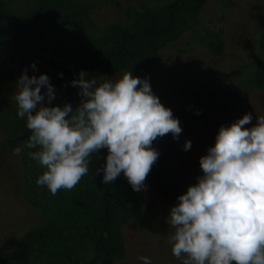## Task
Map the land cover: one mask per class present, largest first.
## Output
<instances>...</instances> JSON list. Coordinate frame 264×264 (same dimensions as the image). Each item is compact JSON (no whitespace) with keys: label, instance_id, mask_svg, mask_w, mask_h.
Returning <instances> with one entry per match:
<instances>
[{"label":"rangeland","instance_id":"obj_1","mask_svg":"<svg viewBox=\"0 0 264 264\" xmlns=\"http://www.w3.org/2000/svg\"><path fill=\"white\" fill-rule=\"evenodd\" d=\"M74 1L80 11L70 19L53 12L35 15L42 0H10L4 16L2 37L9 43L0 67V249L6 252H11L28 230L46 223L45 213L33 203L54 197L46 186L35 183L43 169L24 157L28 149L17 156L6 144L20 120L15 119L19 116L14 95L22 71L27 70L29 76L49 77L55 99L51 105L45 101V106L68 103L75 108L54 74V64L72 65L55 58L54 50L64 48L77 56L78 62L84 59L97 65L101 53L110 47L107 40L112 26L131 28L133 13L160 11L175 0ZM218 46L223 49L219 55L214 52ZM158 54L151 69L131 74L148 80L153 94L182 127L178 139L168 134L152 144L159 152L156 167L180 196L203 175L199 158L214 145L220 126L251 114L252 123L245 125L251 127L256 117L264 116V89L249 85L253 73L264 67V0H208L182 36ZM123 73L95 80L99 85L115 81ZM185 141H191L187 151ZM26 184L32 186L28 195ZM141 193L139 211L122 228L125 254L115 264H142L141 256L148 257L151 264H182L172 254V229L167 223L170 209L178 202H172L148 176ZM75 220L70 217L65 221L64 239L69 240V229L77 226ZM75 248L85 260L94 256L87 240Z\"/></svg>","mask_w":264,"mask_h":264},{"label":"clouds","instance_id":"obj_2","mask_svg":"<svg viewBox=\"0 0 264 264\" xmlns=\"http://www.w3.org/2000/svg\"><path fill=\"white\" fill-rule=\"evenodd\" d=\"M26 73L17 80L14 100L30 135L13 152L33 150L29 157L44 169L35 183L52 195L75 187L88 174L90 157L102 149L105 163L96 173L103 172V183L123 173L140 191L159 157L153 142L168 134L178 139L182 132L148 80L130 71L99 85L80 71L71 81L81 97L75 108L45 106L55 99L49 77ZM251 123L252 115L245 114L219 127L214 145L199 158L203 175L170 209L169 243L182 264H264V116L245 127ZM183 148L189 150L191 141ZM138 259L151 264L148 257Z\"/></svg>","mask_w":264,"mask_h":264},{"label":"trees","instance_id":"obj_3","mask_svg":"<svg viewBox=\"0 0 264 264\" xmlns=\"http://www.w3.org/2000/svg\"><path fill=\"white\" fill-rule=\"evenodd\" d=\"M9 1L0 0V67L5 47L9 43L7 38L2 37ZM207 1L175 0L160 11L133 13L131 28H110L107 40L110 47L101 53L97 65L84 59L78 62L77 56H71L64 48H56L53 56L72 65L68 68L62 63L54 64V74L67 91L70 102L75 105L80 103L79 90L71 85V81L79 78L80 71L86 72L88 79H97L110 73H135L151 69L159 51L182 36ZM79 7L74 0H42L35 15L53 12L70 19L78 15ZM222 51L219 46L214 49L218 55ZM249 85L256 90L264 89V67L253 73ZM15 119H20L18 126L6 140L10 148L20 146L30 135L26 118ZM30 151L33 150L28 149L24 157L31 160L28 155ZM105 156V149L92 155L88 174L71 190L61 189L51 199L47 197L38 205L33 203L45 213L46 223L24 233L11 252L0 249V264H115L124 256L122 228L139 211L142 193L141 190L132 189L123 173L110 184H104L103 172H96L105 163ZM148 177L172 202H178L177 188L166 181L156 164L152 166ZM31 189L32 186L26 184V195ZM70 217L76 218L73 224L77 226L69 229V240H66L65 221ZM86 240L91 242L93 250L94 256L90 260L79 256L75 248H81V241Z\"/></svg>","mask_w":264,"mask_h":264}]
</instances>
